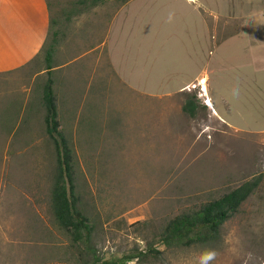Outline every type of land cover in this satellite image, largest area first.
<instances>
[{"label":"rangeland","instance_id":"obj_1","mask_svg":"<svg viewBox=\"0 0 264 264\" xmlns=\"http://www.w3.org/2000/svg\"><path fill=\"white\" fill-rule=\"evenodd\" d=\"M48 1L51 19L58 21L52 29L57 50L67 62L102 43L121 6L109 1L89 9L78 0ZM195 2L197 7L178 0L141 4L144 14L135 27L129 22L123 41L114 37L118 50L126 43L127 68L140 66L152 76L150 70L160 66L165 73L155 86L162 96H146L144 112L120 103L132 97L106 89L98 77L86 105L82 100L71 108L79 116L69 109L60 113V131L73 152L79 208L93 227L86 242H73L52 210L56 148L46 132L45 106L32 101V92L42 97L39 83L48 80L47 74L39 78L46 72L48 39L34 63L0 74V264L117 262L149 245L163 254L129 264H199L206 251L216 253L210 264H264V0ZM93 13L100 14L98 24L84 20ZM92 60L72 63L67 80L73 83L77 68L87 77ZM205 67L208 94L222 108L223 99L230 100L233 120L211 114L200 81L185 92H165L181 84L177 72L191 77ZM188 96L198 100L195 117L183 110ZM250 181L258 188L216 243L172 249L160 243L170 220Z\"/></svg>","mask_w":264,"mask_h":264},{"label":"crops","instance_id":"obj_2","mask_svg":"<svg viewBox=\"0 0 264 264\" xmlns=\"http://www.w3.org/2000/svg\"><path fill=\"white\" fill-rule=\"evenodd\" d=\"M153 1L154 0H130L126 4L118 7L108 23V32L102 43L89 50L88 46L86 51L83 53L77 51V58L74 60H69L68 62L65 61V54L63 51L60 48L56 50L50 69L47 70L46 66V72L40 74V77L37 75V77L43 80L44 75L47 74V79H51L53 81L59 121L60 116H62L63 119V115H60L61 112H63L62 114H65L66 110L68 111V109L71 110V108H74L76 105H81L78 103L82 100V102H85L86 105L88 101L87 96L90 94L96 78L98 77L99 81L101 80L102 83L104 82V87L106 89L112 88V90H124L126 93L122 94L132 98L130 100H125V98L121 97L120 103L126 102L129 105L134 104V108L136 110H140L141 108L144 112L145 107L143 108L142 100H145L146 96H149L150 98L162 96L161 94L164 91L161 87H155L157 82H159L158 79L161 78V75L165 74L162 73L160 66L158 72L157 67L150 70L152 71V76H147L146 72L148 70H146V68L140 69V66L136 67V65L133 66V64H131L132 67L127 68L125 55L126 43L123 42L124 48H122V51L118 50L120 47H117L118 44L114 43V37H121L123 41L125 29H128L129 22H132L134 28L138 19L143 17L142 13L144 14V12H141L142 8L140 5L144 3L150 4ZM178 1H182V3H186L189 6L194 5V7H197L195 0ZM136 3H138L137 6H135ZM111 7L112 5L109 6V8ZM131 12L132 16L128 20L126 17L129 16ZM99 16L100 14L97 15L93 13L84 17V20L87 21V19L90 18L91 23L95 21L96 24V21L99 22ZM51 17L48 0H0V74L16 72L34 63V59L37 58L39 52L43 50L44 44L49 37ZM72 28V30L76 32L78 31L77 29H79V26L73 25ZM70 37L71 38L68 40L72 41V36ZM64 43H66V41L62 44ZM71 44V48H73L74 44ZM104 54L105 56L103 58ZM89 56H93V60L88 64L89 68L88 72H86L87 77L82 78L80 76L82 68H77L72 71L73 83L67 80L68 76L65 74V69L71 66L72 63L75 64L79 62L80 59H84ZM102 59H104V62H102ZM149 68L151 67L149 66ZM208 70L209 69L205 67V70L202 69L191 77H185L184 71L182 73L177 72L176 74L178 76L176 77L181 80V84L178 85L176 89H168L165 92H185L199 81L200 86L203 88L202 92H205V88L207 89L206 79L208 78L210 80V72ZM168 78L164 79L169 80L170 78ZM48 80L41 84L39 83L38 87L42 88L44 91V87ZM76 80H78L79 84ZM81 81L84 83L83 85ZM65 83L69 85V88L64 89ZM32 93L36 96L33 97L34 100L32 99L33 102L35 101V105L44 107L42 104L43 93L42 97L37 96L36 92ZM72 95L78 96L79 98L72 99ZM205 96L207 102L210 100L213 105V108L208 106L212 115L217 116L223 121L233 120V118L229 116L230 112H232V108L229 103L230 100L223 99L222 103L225 107L222 108L220 106L221 103H219L218 100L219 98L217 97V99H215L214 97H210L211 95L208 94V89ZM71 112L75 113V116H79L77 113H79L80 110H71ZM75 116L73 120H75ZM73 126L78 128V121H76V125L74 124Z\"/></svg>","mask_w":264,"mask_h":264},{"label":"trees","instance_id":"obj_3","mask_svg":"<svg viewBox=\"0 0 264 264\" xmlns=\"http://www.w3.org/2000/svg\"><path fill=\"white\" fill-rule=\"evenodd\" d=\"M109 1H117L124 5L130 0H78V4L81 6L89 5L88 8L91 9ZM48 5L51 10L49 1ZM73 11H76L77 15L84 13L75 9ZM74 12L72 13L74 14ZM68 19L70 20L69 16ZM57 24V20L51 19V32L47 46L43 51L47 70L50 69L53 56L58 47V33H52L53 26ZM51 36H53L52 40ZM43 102L47 111L45 118L46 132L55 144L58 164L52 188V210L58 225L71 236L73 242L77 244L86 242L91 237L93 227L89 218L79 208L80 197L76 193L73 152L68 139L60 131L57 100L51 79L44 87ZM199 107L196 97L191 96L187 99L183 110L190 117H195ZM257 188L258 182H246L219 199L202 205L197 210L175 217L168 222L161 232L160 243L166 246L167 249L190 248L195 245L216 243L220 239L223 226L239 213L242 205L254 194ZM162 254L163 252L149 245L145 251H138L124 256L117 262L105 261L101 264H129L135 260L148 259L150 255L158 259Z\"/></svg>","mask_w":264,"mask_h":264},{"label":"clouds","instance_id":"obj_4","mask_svg":"<svg viewBox=\"0 0 264 264\" xmlns=\"http://www.w3.org/2000/svg\"><path fill=\"white\" fill-rule=\"evenodd\" d=\"M216 253L214 251H206L200 257L199 264H210L215 259Z\"/></svg>","mask_w":264,"mask_h":264},{"label":"bare ground","instance_id":"obj_5","mask_svg":"<svg viewBox=\"0 0 264 264\" xmlns=\"http://www.w3.org/2000/svg\"><path fill=\"white\" fill-rule=\"evenodd\" d=\"M210 105H212L211 101H210Z\"/></svg>","mask_w":264,"mask_h":264}]
</instances>
